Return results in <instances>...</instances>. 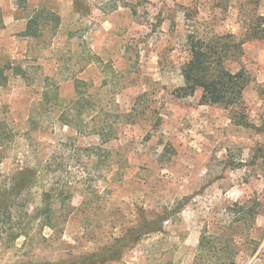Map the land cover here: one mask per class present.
I'll return each instance as SVG.
<instances>
[{
    "label": "rangeland",
    "instance_id": "obj_1",
    "mask_svg": "<svg viewBox=\"0 0 264 264\" xmlns=\"http://www.w3.org/2000/svg\"><path fill=\"white\" fill-rule=\"evenodd\" d=\"M27 2L56 19L24 36L27 12L0 0V193L20 172L35 173L0 202V264L105 254L140 214L165 211L161 231L96 264H264V40L247 41L228 64L250 76L238 109L179 91L187 34L239 36L264 15V0ZM102 130L114 135L101 139ZM245 202L255 219L233 205ZM45 209L56 228L34 216ZM205 223L220 238L196 260ZM15 227L27 235L8 241Z\"/></svg>",
    "mask_w": 264,
    "mask_h": 264
},
{
    "label": "trees",
    "instance_id": "obj_2",
    "mask_svg": "<svg viewBox=\"0 0 264 264\" xmlns=\"http://www.w3.org/2000/svg\"><path fill=\"white\" fill-rule=\"evenodd\" d=\"M16 5L19 9L27 12L26 26L22 31L24 36H38L49 21H55L56 19L55 14L52 12L29 7L27 0H16ZM245 23V27L239 36L231 32L215 34L211 32H199L197 30L187 34L186 49L188 57L181 67L183 85L179 88L180 95H193L197 90H200V101L204 104L220 105L231 110L238 109L241 106L243 91L250 83V76L244 68H239L236 71L230 70L228 64L239 59L243 52V45L247 41L264 40V15H256ZM2 78L3 70L0 67V80ZM81 97L79 96L73 103L80 104ZM66 117L68 118V116ZM67 118H64L65 124L77 127V125L73 124V119L68 120ZM126 118L129 122V114L126 115ZM235 119H238V124L243 123L239 118L235 117ZM113 135L114 132L111 130H107V132L102 130L99 132L101 139L108 140ZM34 175L35 173L30 170L20 172L17 179L8 189L0 193V202L7 203L14 193L22 194V192L26 191ZM184 205L185 203H179L174 208V213L180 212ZM233 205L244 216H242V219L245 218L244 221H247L249 218L253 220L258 214L255 206H248L247 202L241 204L234 203ZM170 213L171 211H165L152 220H148L144 215L140 214L139 226L129 231L127 240L116 242L112 249L105 254L91 253L79 257L72 264H96L109 259H116L115 257L119 255V247L128 241L129 244L134 243L144 234L161 231L164 222L170 219ZM34 216L37 218L39 216L42 217V226L56 228L51 210L45 209L42 212H37ZM7 217L10 219L11 215L7 213ZM208 225V223H205L201 231L196 260L200 256H203L206 251L210 250V245L213 244V238L215 240L220 238L219 236V238H216V234L210 231ZM26 231L25 228H20L19 230L16 227L10 228L6 233L7 240L13 241L20 236H26ZM213 264H236V262L233 258L225 259L219 257Z\"/></svg>",
    "mask_w": 264,
    "mask_h": 264
}]
</instances>
